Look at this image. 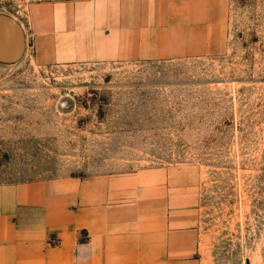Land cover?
<instances>
[{"label":"rangeland","instance_id":"rangeland-1","mask_svg":"<svg viewBox=\"0 0 264 264\" xmlns=\"http://www.w3.org/2000/svg\"><path fill=\"white\" fill-rule=\"evenodd\" d=\"M216 51L0 62V182L183 171L200 264H264V0H225Z\"/></svg>","mask_w":264,"mask_h":264},{"label":"crops","instance_id":"crops-1","mask_svg":"<svg viewBox=\"0 0 264 264\" xmlns=\"http://www.w3.org/2000/svg\"><path fill=\"white\" fill-rule=\"evenodd\" d=\"M225 8V0H0V20L19 32L16 60L161 59L216 51ZM182 172L0 182V264H200L195 186Z\"/></svg>","mask_w":264,"mask_h":264},{"label":"water","instance_id":"water-1","mask_svg":"<svg viewBox=\"0 0 264 264\" xmlns=\"http://www.w3.org/2000/svg\"><path fill=\"white\" fill-rule=\"evenodd\" d=\"M8 40L12 41V46L9 52H0V60L5 62L15 61L18 57L21 47V37L14 25L0 20V44H2V48L3 44L7 43Z\"/></svg>","mask_w":264,"mask_h":264}]
</instances>
